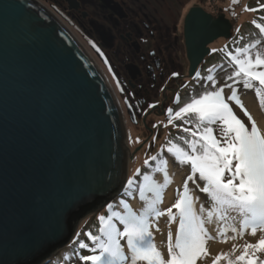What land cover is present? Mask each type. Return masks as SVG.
I'll return each mask as SVG.
<instances>
[{
  "label": "water",
  "instance_id": "95a60500",
  "mask_svg": "<svg viewBox=\"0 0 264 264\" xmlns=\"http://www.w3.org/2000/svg\"><path fill=\"white\" fill-rule=\"evenodd\" d=\"M231 27L222 12L187 10L188 76ZM97 66L36 0H0V264H43L126 183L124 118Z\"/></svg>",
  "mask_w": 264,
  "mask_h": 264
},
{
  "label": "snow or ice",
  "instance_id": "6c2138e0",
  "mask_svg": "<svg viewBox=\"0 0 264 264\" xmlns=\"http://www.w3.org/2000/svg\"><path fill=\"white\" fill-rule=\"evenodd\" d=\"M236 2L237 0H232V3ZM260 7L264 8V5ZM246 10L254 12L257 9L246 8ZM252 23L256 24L261 33H264V25L257 24L255 20ZM256 43L258 44L259 41ZM254 46L245 45L243 48H237L236 52L241 53L240 56L232 52L228 53L237 68L229 78H244L246 87L251 86L248 83L249 80L258 81L261 86H264V54L257 52L253 57L249 49ZM257 95L259 96V89H257ZM229 100H234L236 105L243 109L244 114L251 120L250 127L236 116L233 107L227 102ZM260 103L264 105V97H260ZM172 111V109L168 110L169 123H172ZM189 112L196 114L199 125L219 123L221 138L213 134L215 130L210 126L203 127L202 132L199 125L197 131L184 128V131L194 138L186 141L191 152L185 151L176 144H173L168 151L173 152L175 149L176 159L180 163H190L192 170L199 172L200 177L206 181L202 191L210 196L214 206L220 212L219 219H225L229 212H238L243 217L242 227L244 229L250 227L252 236H255L258 230L262 233L256 243L243 245V251L235 256V261H228V264H236V262L257 264V259L254 258L256 252H264V130L257 126L255 119L234 92L231 96L224 97L223 88L204 92L198 98L193 97L174 115L177 119H185L183 114ZM198 136L200 139H195ZM144 179H149L147 174ZM132 183V179L129 178L128 184ZM157 187L155 183L141 185V196L146 190L155 192ZM185 189H187V183H185ZM125 207L124 213L99 217L101 235L88 233L89 238L95 243L92 252L98 251V254L83 257L85 261H90L91 264H141V262L197 264L198 261L206 264L210 255L206 243L210 237L204 225L206 221L211 223L213 213L209 209L207 216L199 214L195 208L194 198L190 197L187 190L179 195L170 208L166 209L171 220L177 218L173 215V209L179 213L174 242L171 230L168 232L167 258L153 242L150 217L153 214L156 216L163 214L157 211L155 203L146 202L139 212L132 210L130 205L126 204ZM115 220L123 226L122 231L114 222ZM122 239L126 241L128 253L125 252V245L121 243ZM81 247H87V245L82 244ZM235 248L234 245L233 251ZM227 255V253L217 254L212 259V264H219ZM260 264H264V261H260Z\"/></svg>",
  "mask_w": 264,
  "mask_h": 264
},
{
  "label": "rangeland",
  "instance_id": "374dc122",
  "mask_svg": "<svg viewBox=\"0 0 264 264\" xmlns=\"http://www.w3.org/2000/svg\"><path fill=\"white\" fill-rule=\"evenodd\" d=\"M36 1L40 4L48 6L47 0ZM84 1L85 10H90L91 15L98 16L101 21L108 22L109 18L107 16V11L100 6L98 8H95L97 7L95 5V0ZM141 2L144 1L141 0ZM91 3L94 4L95 7H90L88 5ZM263 4L264 0H237L235 4L232 3V0H150V4L147 3L148 10L144 9L146 12L154 13L152 11V7L155 6L157 8V13L164 17L165 23L170 30L172 38L171 41L173 42L170 54L174 62L172 64L163 66L160 70V73L158 74L159 77L158 79H156V83L149 86L148 93L150 95V99H158L157 104L159 103L161 104V106L159 105L156 112L152 110V107L150 109H147L145 113L141 114V118L139 119L138 123H134L130 120L129 115L125 110L126 107L122 100V96H118L120 102L119 104H121V108L123 107V118L125 122V128H127V135L132 134L130 138L127 136L126 142L130 149L129 156L127 157L128 180L129 178H131L133 183L129 185L127 182L125 186L126 194L124 195V197L125 199L129 200L131 199V193L137 191V197L142 203L141 207L144 208L146 202H154V199L156 197H159L157 196V193H162L170 188V199L166 203H161L158 205L155 204L157 211L163 214L160 216H156L155 214H153L150 217L153 242L156 244L157 240L161 241L160 245L156 244V246L162 253H164L165 257L167 256L168 232L169 230H171L174 242L176 230L179 224V213L177 212V210H172L173 215L177 218L175 220H171L166 209L170 208L175 203L179 195L181 193H184L185 190H187L190 197L194 198V204L198 205L199 214L207 216V210L209 209L213 213L211 223H208L206 221L204 227L209 233H211L209 227H215L217 229L218 237L213 238L212 236L208 235L210 237V239H208L206 243V247L208 248V250L211 242V247L214 246L213 249L216 247V251L218 252L220 250L219 244L222 243L221 241L226 240L225 236L229 237V235H232L234 232L233 229H236V233L239 229V226H241V229L244 228L241 224L243 217L238 212H229L225 219H219L220 212L214 206L210 196L202 191V189L206 186V181L200 177L199 172L193 171L190 165L187 163H180L175 157V152L166 151V148L171 144L178 145L173 140L181 138L183 142L179 141L181 145L180 147L185 151L191 152L189 144L186 143V141H191L194 138L190 134L185 132L184 128H191L192 131H197L199 121L196 114L194 113V123L192 125L190 123L184 122V119H180V122H178V126L182 124V131H179L176 127H174L175 123H173V121L176 118L173 113L172 123L169 126L168 121L170 118V114L168 110L170 108L168 107V105L171 104H165L164 101L168 103L170 101L168 97L175 94L174 100H172V102L177 103L178 95H180L179 99H181V102L178 105L181 106L185 103L190 102L193 97L198 98L204 92H213L223 88V95L225 98L231 96L234 92L239 100L242 101L244 107L247 108L252 118L255 119L257 126L261 124V121H263L262 124L264 125V105H261L260 103V97H264V86L259 85L258 81L255 82L258 83L257 86L259 87V96L257 95L258 88L256 86L250 84V87H246L244 82L235 83L233 78H229L232 77V74L230 72L231 67L229 65L220 69L216 68L212 72H210V67H203L200 68V70H197L198 73L195 75V77L193 76V78L190 79L187 76L188 61L185 55V47L182 36V24L184 15L186 14L187 10L194 5L202 6V8L206 9V11H210L209 13H211L213 16H216L221 12L225 14V16L232 23L231 36L229 37V39L225 37H219L209 44V46L212 44L211 50H217L220 48L221 44L225 43V41L230 40V38H233L230 43H235L236 37L238 38L240 34L246 29L247 35H249L250 32L254 34V30L250 28L249 23H252V21L254 20L257 22L258 17H262V15L264 17V10L260 7V5ZM252 6H254L259 13L246 10V8L250 9L252 8ZM87 27L90 28V25L87 24ZM88 28L86 29L87 31ZM74 34H76L81 39V42L85 45V39H82L83 35H79L75 32ZM235 35L238 36L235 37ZM253 36L255 37L256 35L254 34L252 35V37ZM254 45L255 46L251 47L250 51L253 57H255L257 52L264 54V41H261L258 44L256 43ZM229 52H232L234 54L232 50H230ZM125 59L126 56L120 58V64L122 67H126V65L122 62ZM228 60L229 58H227L226 61L228 62ZM223 63L225 62H221V64H219L220 67L223 66ZM232 64L235 65L234 62ZM204 74H211L213 75V77L212 79H209V77H204ZM106 76L111 80L110 76ZM187 83L188 85L186 86ZM227 102L231 107H233V111L235 112L236 116L242 122H244L247 127H250L251 120H249L248 117L244 114L243 109L236 105V102L234 100H229ZM183 115L185 117L187 114ZM162 123H166L168 128L162 126L163 129H160V125ZM209 126L214 128L215 131L213 134L217 138H221V125L219 123H215L213 125H199L200 131L202 132L203 127ZM162 134L164 135L165 139L166 137L173 138V136L175 138H173L172 140L170 139V141L167 142H161ZM151 136L152 138L150 139ZM195 139H200V137H195ZM161 145H163L164 147ZM160 146L163 147L161 150L159 149ZM145 161H147V163H144ZM152 161L156 165L155 167L149 168ZM165 162L167 163L165 164ZM145 169H147L146 172H144ZM146 174L149 177L148 180L144 179V176ZM172 175H174V177L176 178H174L175 182L171 184V180H173L171 178ZM153 183L158 185L157 190L155 192H148L146 190L144 195L141 196V185L147 186ZM185 183H187V189H185ZM149 193H151L152 196L149 197L146 202H144L145 197ZM120 203L117 199H115L107 204L105 209L102 208L97 212L83 218L80 221L81 225L84 227L83 229H85L83 231H85V233L91 232L92 235H101V224L99 217H108L113 213H124L126 209H122L124 212L120 210ZM195 208L197 211L196 205ZM114 222L118 224V227H120L122 231L123 227L119 224L118 220H115ZM249 229L250 227L244 229L243 231H239V238L236 240V242L240 241L239 239ZM82 239L83 244H86L87 247H81L79 241H70L68 245L64 246L60 251L52 255L47 261H45L44 264H57L58 262L59 264H91L90 262L85 261L83 257L95 254L92 252V249L95 248V243L91 239H85L84 235L82 236ZM123 241L126 244V241L124 239L121 240V243L124 244ZM125 252L128 253V249L126 247ZM96 254H98V251L96 252ZM254 258L257 259V264H260V261H264V252L257 251ZM232 261H235V257L232 259ZM199 262L200 261H198L197 264H199ZM141 264H146V262H141ZM236 264H243V262H236Z\"/></svg>",
  "mask_w": 264,
  "mask_h": 264
},
{
  "label": "flooded vegetation",
  "instance_id": "af4514ba",
  "mask_svg": "<svg viewBox=\"0 0 264 264\" xmlns=\"http://www.w3.org/2000/svg\"><path fill=\"white\" fill-rule=\"evenodd\" d=\"M95 1L97 7L92 3L88 5L105 9L109 18L108 22L101 21L98 16H92L90 10H85L84 0H78L76 9H69L65 0H47V3L55 11L57 9L60 16L63 15L68 19L62 20L73 33L83 35L85 46L104 73L111 77L110 80L105 76L118 104L120 103L118 96H122V100L127 101L138 123L141 114L147 109L152 107V110L156 112L159 105L161 106L157 104L158 99H150L148 91L149 86L156 83L162 67L174 62L170 54L173 46L170 30L164 17L157 13L155 6L152 7L154 13L144 10H148L147 3L150 4V0H143L144 2L141 0ZM88 41L99 48L107 60V65L102 64L93 49L89 47ZM123 56H126V59L122 61L126 67L120 64V58ZM147 71L150 72L149 75ZM174 95H170L168 97L170 101L168 103L164 101V103L171 104L175 113L179 105L172 102ZM171 105H168L170 109H172ZM119 108L123 115L121 104ZM125 110L127 112V106Z\"/></svg>",
  "mask_w": 264,
  "mask_h": 264
},
{
  "label": "trees",
  "instance_id": "16d2710c",
  "mask_svg": "<svg viewBox=\"0 0 264 264\" xmlns=\"http://www.w3.org/2000/svg\"><path fill=\"white\" fill-rule=\"evenodd\" d=\"M48 5V4H47ZM264 5V4H263ZM253 9H256L254 6H252ZM250 8V9H252ZM264 10V8H262ZM255 13H259L257 10L254 11ZM257 24H260V25H264V17L262 15V17H258L257 19ZM250 25V28L254 30V34L256 35L255 37L252 35H254L253 33L250 32L249 35H247V29L245 31H243L240 36L237 38L236 36L238 35H235L236 37V40H235V43H230L231 40H233V38H230V40L228 41H225V43L221 44L220 48L213 51V50H210L209 54H207L203 60L201 61V63L199 64L197 70H200V68H211L208 69L210 70V72L214 71L216 68L220 69V68H223V67H227L228 65L231 67L230 69V72L231 74L237 70V68L232 64L231 62V57L228 55L229 51L232 50L234 52V55H237V56H240L241 53H238L236 52V49L237 48H243L245 45H254L256 44L257 41L261 42V41H264V33H261L260 30L256 27V24L254 23H249ZM250 31V30H249ZM238 32V31H237ZM229 39V38H228ZM212 49V48H211ZM251 51V47L249 49ZM227 58H229L228 62L226 61ZM221 62H225L223 63V66L220 67L219 64H221ZM198 73V72H197ZM200 74V73H199ZM203 77V75H202ZM204 77H213V75L211 74H204ZM234 79V82L235 83H239V82H244L245 83V79L242 78V77H233ZM249 84L251 85H254L256 86L258 89L259 87L257 86V82L253 81V80H249L248 82ZM260 85V84H259ZM187 115L185 116V119H184V122L187 120L189 122L187 123H190L191 125L194 123L193 122V119H194V114L189 112V113H186ZM178 122H180V119H174L173 123H175V126L177 128L178 126ZM168 124L170 126L171 123H169L168 121ZM182 124L179 125L180 128H177L179 131H182ZM162 126H165V128H168L166 123H162L160 125V129H163ZM154 133V132H153ZM189 134V133H188ZM155 135V133H154ZM153 136V135H152ZM152 136L150 137V139L152 138ZM159 136V135H158ZM170 136V134H169ZM173 138H175L173 136ZM173 138H170V137H166V139L164 138V135L162 134V141L161 142H167V141H170V139L172 140ZM175 141L179 146L180 145V142L179 141H182L181 138L179 139H176V140H173ZM183 142V141H182ZM165 144V143H164ZM173 144H171L170 146H168L166 148V151H168V149L172 146ZM163 146V145H161ZM159 147V149L161 150L163 147ZM173 152H175V149H173ZM145 163V162H144ZM185 164V163H184ZM190 165V163H187ZM151 166H149V168H152V167H155V163L152 161ZM191 167V165H190ZM148 169V168H147ZM144 172H146V170ZM106 207V206H105ZM105 207H103V209H105ZM93 214V213H92ZM91 215V214H90ZM83 226L81 225V223L79 224V227L75 233V235L73 236L72 240L71 241H79V243L82 245L83 244V239H82V236L84 235L85 239H90L89 236H88V233H85L82 232L83 231ZM90 262V261H89ZM91 263V262H90Z\"/></svg>",
  "mask_w": 264,
  "mask_h": 264
},
{
  "label": "bare ground",
  "instance_id": "6f19581e",
  "mask_svg": "<svg viewBox=\"0 0 264 264\" xmlns=\"http://www.w3.org/2000/svg\"><path fill=\"white\" fill-rule=\"evenodd\" d=\"M76 39L77 41L80 43V45L85 49V51L88 53V55L92 58V60L95 62L96 65H98L97 61L95 60L94 56L92 55V53L90 52V50L81 42V39L76 35ZM210 48H212V44L210 45ZM99 69H100V72L106 76V74L104 73V71L99 67V65L97 66ZM107 77V76H106ZM105 77V79H106ZM107 81V79H106ZM108 85H109V82L107 81ZM109 88L112 92V94H114V91L112 89V87L109 85ZM116 99V98H115ZM263 121H261V124H259V128H261L262 130H264V125L262 124ZM125 124V122H124ZM133 132V131H131ZM125 133H126V136H128L129 138L131 137L132 134H128L127 135V128H125ZM173 180H171V184L173 182H175L174 178V175H172L171 177ZM170 189V188H169ZM169 189L162 192V193H157V196L159 197H156L154 199V203L155 204H161V203H166L169 199H170V196H169ZM127 205H130L131 206V209L136 211V212H139L141 209H143V207H141V205H138L135 198L133 196H131V201L127 204ZM196 207H197V212H198V205L195 204ZM126 206V205H124ZM124 209H126V207H124ZM236 228V227H235ZM211 233L208 232V235L209 236H212L213 238H216L218 237V234H217V229L215 227H209ZM244 229H241V226H239V229L238 231L235 233V231L233 232L232 235H229V237H227L226 240H223L221 241L222 243L219 244V248L220 250L217 252L216 251V247L213 249L214 246L211 247V242H210V246H209V257L207 258L206 260V264H212V259L219 253H227L228 255L224 258H222V260L219 262V264H227L229 260H232L235 256L237 255H240V253L243 251V245L246 244V243H256V241L260 238V235L262 234L259 230L257 231V234L255 236H252L250 234L251 232V229H249L238 241L236 242V240L239 238V231H243ZM213 240V239H212ZM211 240V241H212ZM161 241L160 240H157L156 241V244L157 245H160ZM236 246L235 248V251H233V246ZM167 258V256L165 257ZM45 263V262H44ZM199 264H201V262H199Z\"/></svg>",
  "mask_w": 264,
  "mask_h": 264
}]
</instances>
